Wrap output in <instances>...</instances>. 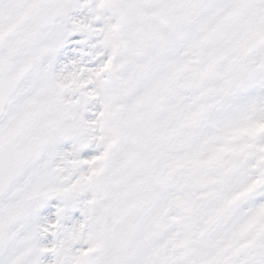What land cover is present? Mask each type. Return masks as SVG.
I'll return each mask as SVG.
<instances>
[{
  "label": "snow or ice",
  "instance_id": "6c2138e0",
  "mask_svg": "<svg viewBox=\"0 0 264 264\" xmlns=\"http://www.w3.org/2000/svg\"><path fill=\"white\" fill-rule=\"evenodd\" d=\"M0 264H264V0H0Z\"/></svg>",
  "mask_w": 264,
  "mask_h": 264
}]
</instances>
